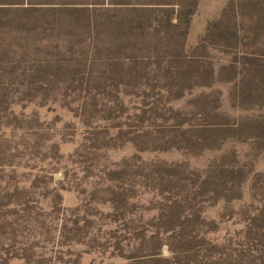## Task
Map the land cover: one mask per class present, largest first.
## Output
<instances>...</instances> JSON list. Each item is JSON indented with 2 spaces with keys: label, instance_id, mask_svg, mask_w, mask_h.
Returning <instances> with one entry per match:
<instances>
[{
  "label": "rangeland",
  "instance_id": "1",
  "mask_svg": "<svg viewBox=\"0 0 264 264\" xmlns=\"http://www.w3.org/2000/svg\"><path fill=\"white\" fill-rule=\"evenodd\" d=\"M0 264H264V0H0Z\"/></svg>",
  "mask_w": 264,
  "mask_h": 264
}]
</instances>
